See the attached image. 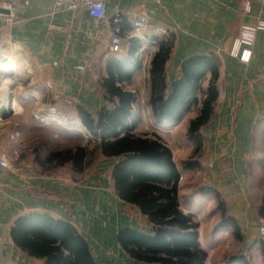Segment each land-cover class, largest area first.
Segmentation results:
<instances>
[{"label": "crops", "instance_id": "1", "mask_svg": "<svg viewBox=\"0 0 264 264\" xmlns=\"http://www.w3.org/2000/svg\"><path fill=\"white\" fill-rule=\"evenodd\" d=\"M54 2L0 0V9L6 10L7 5H12L16 17V24L8 28L4 23L5 14H0L1 117L8 114V106L15 111L14 117H25V106L42 101V86L49 89L53 98V103L45 110L47 113L54 111L58 102L59 105L63 102L83 106L90 113L107 105L97 96V81L93 80V74L98 75L103 69L104 65L100 68L99 63L102 64L106 56L100 59L98 49L100 44H107L110 27L95 24L83 9L55 10ZM114 7L126 15L124 33L125 28L130 32L133 18L145 13L149 29L173 35V47L166 64L168 88L177 80L179 67L188 58L207 54L218 58V97L211 120L201 129V134L209 137L213 150L207 158L209 169L206 170L211 173L209 187L226 199L227 215L243 230L249 216L243 201L250 187L256 185L255 179H259V184L261 182L264 187V31L256 34L252 44L244 46L251 50L248 63L221 51L231 47L241 27L264 21V4L254 2L250 14L244 16L242 0H113L106 6L108 17ZM15 85L27 87L25 90H30L32 99L22 98L20 102L15 98L11 93L16 89ZM8 122L11 121L1 123L4 126L0 130V155L6 152L12 158L15 143L10 139L13 131ZM139 124L137 122L134 129L135 135ZM97 163L95 171L78 183L66 177L38 173L32 169L30 158L19 159L12 169L0 167V264H43L17 248L9 237L12 222L28 212L47 213L72 223L87 241L97 264H143L131 260L121 250L116 235L123 228L150 233V225H141L145 217L115 195L111 170L116 159L103 157ZM108 166L109 170L103 176L101 169ZM188 176L181 174L178 185L180 209L193 215L199 226V242L207 253L205 264L208 260L215 263L217 247L214 242L217 245L216 241L223 238L216 232L220 216L212 217L209 225L208 218L205 224L201 223L202 212L195 208V201L201 195L199 192L198 196L188 198L189 203L184 202L192 184ZM183 177L190 186L182 183ZM235 188L239 189L238 195ZM126 209L130 215L121 213Z\"/></svg>", "mask_w": 264, "mask_h": 264}, {"label": "trees", "instance_id": "2", "mask_svg": "<svg viewBox=\"0 0 264 264\" xmlns=\"http://www.w3.org/2000/svg\"><path fill=\"white\" fill-rule=\"evenodd\" d=\"M153 41L159 43V50L149 71L148 106L152 117L158 125L177 124L200 105L187 129L188 138L199 148L201 129L211 120L218 97L219 60L214 54L188 58L179 67V77L168 88L166 64L173 41L158 37H153ZM134 42L123 58L113 56L103 62V76L98 80L96 92L110 107L104 105L90 113L83 106H75L80 124L98 139L96 150L103 157L116 159L111 170L115 195L145 217L141 225L149 223L151 228L150 233L120 229L116 242L131 260L138 263L205 264L207 253L199 242V226L193 215L180 209L178 185L181 173L171 150L157 135L137 136L133 133L138 122L131 112L136 95L125 91L121 84L131 81L141 68L137 57L140 45L138 41ZM209 75L208 87L203 92L202 82ZM201 94L202 99L199 98ZM93 154L94 150L76 147L48 153L47 161L68 165L72 172L82 174ZM201 194L216 198V210L221 215L219 226L233 228L234 236L239 238V224L227 215L220 193L208 188ZM9 237L17 248L43 264H97L87 241L75 226L47 213L28 212L18 216L9 228ZM228 263L245 264V260L232 257Z\"/></svg>", "mask_w": 264, "mask_h": 264}, {"label": "rangeland", "instance_id": "3", "mask_svg": "<svg viewBox=\"0 0 264 264\" xmlns=\"http://www.w3.org/2000/svg\"><path fill=\"white\" fill-rule=\"evenodd\" d=\"M128 30V28H125L122 52L120 54H108L107 42V44H100L98 49V53H100L99 56H106L105 60L113 56L123 58L127 54L130 45L135 43L134 41H138L140 48L137 57L141 64L140 72L133 81L123 83L121 87L125 91H133L132 93L137 97L136 105H134L132 109L133 118L138 121V123L140 122L138 132H136L137 135L159 136L170 148L173 159L181 174H189L187 178L190 179L192 183L191 186L188 185L186 177H183L182 181L186 186H190L187 191V196L183 199L184 202H188L189 197L193 198L195 194L198 196L203 190L210 188L209 180L211 178V173L206 170L209 169L207 158L213 153V150L210 149V139L208 136L201 134V145L199 148H196V144H194L187 135L189 122L197 115L200 105L194 107L186 117L176 125H157L153 121L151 111L147 106L150 65L154 55L159 50V43H153V37L158 36L167 40H173V35L168 32L159 34L160 32L148 28L144 34H142L143 38H140L132 36ZM100 65H103V63H99V66ZM94 67L97 68L96 70L99 69L96 65ZM5 76L9 77L8 75ZM102 76L103 69L98 72L99 79H101ZM98 80L96 84L99 83ZM209 80L210 77H206L203 80V92H205L208 87ZM23 83L24 81H22V84ZM15 87L16 89L11 93H13L15 98L19 99L20 102H22V98L26 99V101L32 99L30 90H25L27 87L25 89L24 85L22 87L15 85ZM41 89L42 101H38L36 104L31 102L29 107L28 105L25 106V117H14L15 111L11 110L12 106H8V114L4 116L5 118L2 117V121H11L7 124L9 127H12V131H17L20 135L17 144H15L21 151L19 159L26 160L30 158L32 169H35L38 173L40 172L45 175L57 177L61 176L63 178L66 177L72 179L74 183H78L83 179L86 180L92 171H95L94 168L97 166V162L103 158L99 151L96 150L98 139L90 135L80 124L77 118L78 114L75 105H71L70 103L65 105L66 103L64 104L63 102L59 105L58 102V106L54 108V111L47 113L45 110L48 109L49 104L53 103L51 100L53 98L49 89L44 86H42ZM203 97L202 94L199 95L200 99ZM108 105L107 103V107H110ZM39 109L43 110L37 112ZM258 126L259 121L256 127ZM6 127L7 126H5V129ZM76 147H85L87 150L89 149V151L94 150V154L91 159H88V166L82 174L72 172L68 165L62 166L56 162L47 161L48 153L73 150ZM14 165L17 166L18 161L15 162ZM203 165L204 167H202ZM101 170V174L104 176L105 172L109 170V166ZM255 181L256 185L250 187V191L243 201L249 216L247 220H245L243 230L240 228V237L236 238L234 236L233 228H221V226H218L216 232L222 235L223 238H219L220 240L216 241L217 245L214 242L217 247L216 252H214L215 263L213 260H208L207 264H229L228 261L232 257H242L245 260V264H264V238L259 235V227L264 224V207H262L264 187L261 185V182L259 184V179H255ZM238 191L239 189L235 188L236 195H238ZM221 198L224 203L227 202L224 197L221 196ZM216 205L217 200L213 195L201 194L200 197L198 196L197 201H195V208L197 212H202V224H205L206 218H208L207 225H209V220L212 217L216 219V217L219 218V216H221L216 210ZM123 212L130 215L127 209L121 213ZM246 227L248 230H246ZM243 233L247 234L244 235Z\"/></svg>", "mask_w": 264, "mask_h": 264}, {"label": "built area", "instance_id": "4", "mask_svg": "<svg viewBox=\"0 0 264 264\" xmlns=\"http://www.w3.org/2000/svg\"><path fill=\"white\" fill-rule=\"evenodd\" d=\"M113 0H55V10L65 9L67 11H76L78 9L85 10L94 20L95 24H107L110 27V37L107 45L108 52L113 55L120 54L123 46V23L126 15L117 7H114L111 17L107 16L106 6ZM254 2L264 4V0H242V15L250 14L251 6ZM7 15H3L4 23L8 28H12L16 24L15 7L7 5ZM149 21L145 13H141L138 17L131 21L130 33L132 36L143 38L144 32L148 29ZM53 28V26L51 27ZM157 31V30H156ZM264 31V21H258L254 26H243L239 35L234 39L229 49H222V53L233 58H238L242 63H248L251 58V50L244 47L253 43L258 32ZM99 79L97 74H93V80ZM2 117H0V130ZM19 133L13 131L10 139L17 144ZM21 156L20 149L15 146L12 150V158L6 153L0 155V167L4 169L15 168L14 163L19 161ZM13 159V161H12ZM259 235L264 238V224L259 227Z\"/></svg>", "mask_w": 264, "mask_h": 264}, {"label": "water", "instance_id": "5", "mask_svg": "<svg viewBox=\"0 0 264 264\" xmlns=\"http://www.w3.org/2000/svg\"><path fill=\"white\" fill-rule=\"evenodd\" d=\"M0 14H5V15H7V14H8V11H7V10L0 9ZM2 63H5V60H3ZM4 118H5V117H4Z\"/></svg>", "mask_w": 264, "mask_h": 264}, {"label": "bare ground", "instance_id": "6", "mask_svg": "<svg viewBox=\"0 0 264 264\" xmlns=\"http://www.w3.org/2000/svg\"><path fill=\"white\" fill-rule=\"evenodd\" d=\"M3 65V64H2ZM13 80V79H12ZM17 84V83H16ZM15 110H18V108L16 106L13 107Z\"/></svg>", "mask_w": 264, "mask_h": 264}]
</instances>
